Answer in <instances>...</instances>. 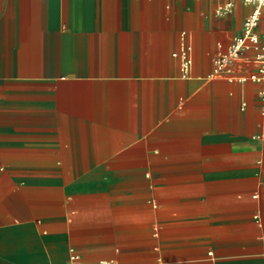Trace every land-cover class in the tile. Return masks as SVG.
Instances as JSON below:
<instances>
[{
	"label": "crops",
	"instance_id": "crops-1",
	"mask_svg": "<svg viewBox=\"0 0 264 264\" xmlns=\"http://www.w3.org/2000/svg\"><path fill=\"white\" fill-rule=\"evenodd\" d=\"M253 9L0 0V264H264L262 85L208 78Z\"/></svg>",
	"mask_w": 264,
	"mask_h": 264
},
{
	"label": "built area",
	"instance_id": "built-area-1",
	"mask_svg": "<svg viewBox=\"0 0 264 264\" xmlns=\"http://www.w3.org/2000/svg\"><path fill=\"white\" fill-rule=\"evenodd\" d=\"M254 7L243 21L241 32L235 35L230 45L219 51L213 59V68L208 78L226 79L231 82H253L262 85L260 98L264 103V23L261 28L264 0H241ZM230 6V5H228ZM178 59L179 77L188 79L192 75L194 59L193 44L187 32L180 33L179 48L173 53ZM254 67V71L237 75V68ZM264 115V108H263ZM259 137L264 138V123L261 125ZM71 264H93L74 260ZM108 264V263H103Z\"/></svg>",
	"mask_w": 264,
	"mask_h": 264
}]
</instances>
